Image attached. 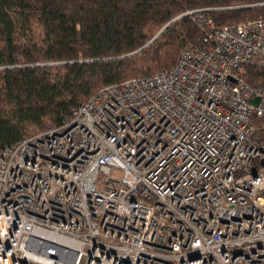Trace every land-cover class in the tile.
Returning a JSON list of instances; mask_svg holds the SVG:
<instances>
[{
    "label": "built area",
    "instance_id": "built-area-1",
    "mask_svg": "<svg viewBox=\"0 0 264 264\" xmlns=\"http://www.w3.org/2000/svg\"><path fill=\"white\" fill-rule=\"evenodd\" d=\"M208 11L172 68L0 149V264H264V19Z\"/></svg>",
    "mask_w": 264,
    "mask_h": 264
},
{
    "label": "trees",
    "instance_id": "trees-1",
    "mask_svg": "<svg viewBox=\"0 0 264 264\" xmlns=\"http://www.w3.org/2000/svg\"><path fill=\"white\" fill-rule=\"evenodd\" d=\"M199 9L217 29L264 19V0H0V149L69 118L105 85L172 68L201 43L182 16ZM261 69L253 60L248 82L263 83Z\"/></svg>",
    "mask_w": 264,
    "mask_h": 264
},
{
    "label": "rangeland",
    "instance_id": "rangeland-1",
    "mask_svg": "<svg viewBox=\"0 0 264 264\" xmlns=\"http://www.w3.org/2000/svg\"><path fill=\"white\" fill-rule=\"evenodd\" d=\"M35 35H37V34H35ZM44 128H45V126H44ZM39 131H41V129L31 127V128H29L27 134L39 132Z\"/></svg>",
    "mask_w": 264,
    "mask_h": 264
},
{
    "label": "water",
    "instance_id": "water-1",
    "mask_svg": "<svg viewBox=\"0 0 264 264\" xmlns=\"http://www.w3.org/2000/svg\"><path fill=\"white\" fill-rule=\"evenodd\" d=\"M164 27H166V25L164 26ZM163 27V28H164ZM158 35V34H157ZM250 102L252 103V104H256L257 103V99H252V100H250Z\"/></svg>",
    "mask_w": 264,
    "mask_h": 264
}]
</instances>
